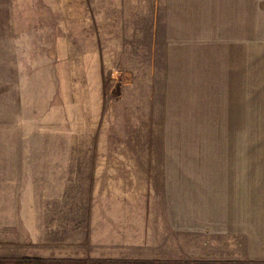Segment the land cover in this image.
Listing matches in <instances>:
<instances>
[{
    "label": "rangeland",
    "instance_id": "obj_1",
    "mask_svg": "<svg viewBox=\"0 0 264 264\" xmlns=\"http://www.w3.org/2000/svg\"><path fill=\"white\" fill-rule=\"evenodd\" d=\"M233 8L0 0V264H264L217 224L264 168V28Z\"/></svg>",
    "mask_w": 264,
    "mask_h": 264
},
{
    "label": "crops",
    "instance_id": "obj_2",
    "mask_svg": "<svg viewBox=\"0 0 264 264\" xmlns=\"http://www.w3.org/2000/svg\"><path fill=\"white\" fill-rule=\"evenodd\" d=\"M229 5H234L233 10L239 12L235 18L241 23L237 25L264 28V0H213V10L228 9ZM261 173L257 192H251L254 181H250L248 174L244 177V172L241 178L232 182L240 189L226 199L218 217L220 222L217 224L220 228L224 226L226 237L234 241L240 250H237V259L264 262V168Z\"/></svg>",
    "mask_w": 264,
    "mask_h": 264
},
{
    "label": "trees",
    "instance_id": "obj_3",
    "mask_svg": "<svg viewBox=\"0 0 264 264\" xmlns=\"http://www.w3.org/2000/svg\"><path fill=\"white\" fill-rule=\"evenodd\" d=\"M13 262L16 264H48L50 261L38 257L36 258L25 257V258L15 259ZM152 264H163V263H152Z\"/></svg>",
    "mask_w": 264,
    "mask_h": 264
}]
</instances>
